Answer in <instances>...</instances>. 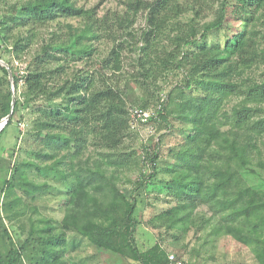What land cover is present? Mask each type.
<instances>
[{
    "label": "trees",
    "instance_id": "16d2710c",
    "mask_svg": "<svg viewBox=\"0 0 264 264\" xmlns=\"http://www.w3.org/2000/svg\"><path fill=\"white\" fill-rule=\"evenodd\" d=\"M124 4V15L117 16L114 20L118 29L106 19L96 21L89 15L88 10L78 7L75 0H25L18 4L19 12L33 20L34 28L59 19L82 18L85 21L80 27L68 25L72 31L68 44L59 46L52 40L54 43L42 46L33 55L26 74H13L12 84L16 89L21 81L24 82L23 105H30L41 98L51 101L61 98L67 102L62 109L46 110V115L36 119V133L50 148L44 156L50 160L54 159L57 156L55 151L68 147L74 150V157H77L90 135L105 143H113L112 141L118 142L132 132L130 107H117L125 101L127 84L115 85L105 80L106 70L111 71L112 75L124 70L125 42L115 43L102 66L93 74L82 70L69 74V61L64 55H70L73 59L92 57L96 48L90 40H86L88 36H91L92 40L100 39L99 30L103 29L111 30V33L121 31L131 35L130 28L134 23L132 18L145 12L150 30L142 35L143 46L137 45L133 50L139 51L136 61L140 77L136 80H151L163 73L180 70L186 75L184 86L179 88L191 90L196 86L201 93L199 97L183 102L177 113L181 120L192 125V133L187 135L186 154L181 158L183 169L173 180L176 184L174 195L182 204L174 208V215L177 217L167 226L172 228L173 224L190 219L198 207L209 202L216 193L218 195L222 192L225 196L217 199L223 213L218 226L222 227L223 222H227L225 229L228 233L249 242L253 236L246 234L243 226L249 220V214L255 211L257 200L249 195L248 188L238 186L242 179L236 170L231 169L229 159L232 158L229 157L232 154L240 168H244L255 154L261 153L259 145L264 137V81L243 78V75L252 66L264 64V0H124ZM7 5L8 0H0V7ZM210 14L213 18L206 21ZM243 15L249 16V21L242 22L240 30L226 41L224 48L198 45L207 39L211 32L226 30L231 18L241 21ZM182 18L187 19L183 21ZM260 22V29L252 27ZM1 25L3 30L0 32V39L6 50L20 48V44L28 40L13 33L15 26L9 20L3 21V24L1 21L0 27ZM27 46H30V43ZM0 60H3L1 56ZM55 62L57 63L54 64ZM1 69L8 74L4 67ZM101 79L102 83L99 84L98 80ZM229 95L244 96L246 102L234 108V125L222 132L215 124L216 109ZM171 97L172 92L168 98H162L163 102L162 99L158 102L161 103V110L159 121L156 123L169 124V116L173 113L168 107ZM87 100H90L93 108L89 124L82 122L83 116L78 107V104H84ZM13 101L15 106L20 103L15 100L10 90L5 93L0 91V123L10 114ZM74 103L77 105H73ZM134 106L138 105L131 107ZM142 107L149 108L148 105ZM13 111L15 113V109ZM11 124L10 118L6 127ZM4 131L2 130L0 135ZM215 147L218 150H213ZM144 149L142 162L150 167L145 179L154 178L160 157L158 144L154 148L145 146ZM207 151L210 155L217 152L225 161L218 164L209 159L208 168H212H203L204 172L200 173L198 167L201 168V163L207 160ZM18 172L19 170H16L14 174ZM205 173L208 174L206 179ZM75 177L72 209L68 216L70 219L67 218L63 222L66 230L75 231L88 238L98 249L119 254L129 252L133 259L142 260L144 264H165L167 254L158 246L141 253L135 245L137 221L134 213L137 202L133 198L134 192L129 195L120 192L122 205L114 204L110 207V212L116 214L112 223L95 221L100 217L95 213L101 212V205L91 191L102 190V183L94 186L93 183H98L97 177L100 180L106 177L99 167L86 168L84 175L76 174ZM7 184L10 185V181ZM112 185L114 187L115 183L112 182ZM231 189H236L234 197L228 196L231 195ZM91 207L93 210H90ZM91 212L95 216L88 215ZM108 213L103 212L102 215L107 219ZM83 214L87 216L85 219L89 216L92 219L81 224L79 220ZM259 219L260 221L254 224L253 231L264 230L263 215ZM230 221L235 223L231 224ZM64 237L65 233L62 232L58 238L61 240ZM28 245H31V242L26 241L21 246L13 247L6 256L0 253V264H24Z\"/></svg>",
    "mask_w": 264,
    "mask_h": 264
},
{
    "label": "rangeland",
    "instance_id": "374dc122",
    "mask_svg": "<svg viewBox=\"0 0 264 264\" xmlns=\"http://www.w3.org/2000/svg\"><path fill=\"white\" fill-rule=\"evenodd\" d=\"M22 1L25 0H8L7 6L0 7V23L9 20L15 26L13 31L15 35L28 38L23 42L24 45L20 44V48L7 50L2 46L0 39V56L3 58L0 60L2 62L0 91L5 93L10 90L15 100L20 102L14 106L12 124L5 127L3 129L5 131L0 135V253L6 256L11 248L29 241L31 245L27 246L24 264H144L142 260L133 259L129 252L119 254L98 249L88 238L75 231L66 230L63 226L64 220L70 219L68 216L72 209L76 174L84 175L86 168L99 167L106 178L100 180L97 177L98 183H93V186L102 183L104 187L100 191L91 192L100 202L99 210L109 213L107 219L102 215L103 212L95 213L96 216H100L95 221L112 223L116 214L110 212V207L114 204L122 205L120 192L126 195L134 192L133 198L137 202L134 213L137 221L134 240L141 253L158 246L166 254L175 253L184 258L187 264H264V230L253 231L254 224L260 221L259 217L261 215L264 217V137L259 145L261 153L255 154L246 167L240 168L232 154L229 157L232 158L229 159L231 169L236 170L242 179L238 186L248 188L249 195L257 200L255 211L249 214V220L243 226L245 233L253 236L249 242L228 233L225 229L227 222H223L222 227L218 226L223 213L217 199L225 196L222 192L218 195L216 193L209 202L198 207L190 219L173 224L172 228L167 226L177 217L174 215V208L182 204L174 195L176 184L173 180L183 169L181 158L186 154L187 135L192 133V125L181 120L177 113L183 102L199 97L201 93L196 86L191 90L179 88L184 86L186 75L180 70L163 73L151 80L144 81L142 78L136 80L140 77L136 61L139 51L133 50L137 45L143 46L142 35L150 30L145 12L132 18L134 23L130 28L131 35L123 34L121 31L111 33V30L103 29L99 30L100 39L92 40L91 36H88L86 40H90L96 48L92 57L73 59L70 55L64 56L69 61V74L81 70L93 74L102 66L113 45L118 41H124L126 45L123 56L124 70L115 75H112L111 71H105L107 74L105 80L110 83L121 86L127 84L125 101L117 107L125 109L131 108L132 105L157 107L158 102L162 98H168L172 92L168 102L169 110L173 112L169 116V124L152 123L151 126L131 129L132 132H129L127 137L118 142L114 140L113 143L108 141L105 143L90 135L77 157H74V150L68 147L55 151L57 156L54 159L50 160L44 156L50 148L36 133V119L46 115V110L62 109L67 102L61 98L54 101L41 98L30 105H23L24 82L21 81L16 89L12 84L8 67L12 75L23 76L37 50L54 42L59 46L68 44L72 33L68 25L80 27L85 21L82 18L59 19L34 28L33 20L26 18L17 8ZM75 2L78 7L88 10L89 15L96 21L106 19L115 29H118L114 24L115 18L123 16L126 10L124 0H75ZM212 18L210 14L206 21ZM186 19L182 18L183 21ZM244 21H249V16L243 15L241 21L231 18L226 30L211 32L207 39L198 45L224 48L226 41L240 30ZM260 26L261 22L252 27L260 29ZM2 30L3 25L0 32ZM28 43L30 46H27ZM1 67H4L8 74L3 72ZM96 77L100 79L99 76ZM246 77L258 82L264 81V64L249 68L243 75V78ZM101 81L102 79L98 80V83H102ZM245 102V97L238 95H229L223 99L216 109L217 128L222 132L232 128L233 110ZM91 106L90 100L78 104L83 116L82 122L85 124L90 123L93 109ZM156 144L160 156L157 162V175L145 179L150 167L149 164L142 162L145 155L144 147L154 148ZM213 150L218 148L215 147ZM205 157L207 160L201 163L203 166L198 167L200 173H203L204 169L212 168H208L209 159L218 164L225 161L217 152L210 155L207 151ZM16 170L19 172L14 174ZM207 173L204 174L205 179L208 177ZM9 181L10 185L7 184ZM112 182L115 183L114 187ZM238 186L235 183L236 189ZM236 189H231V195L228 196L234 197ZM90 210H93V207ZM88 215L94 214L91 212ZM86 217L85 214L80 215L82 219L79 222L83 224L86 220L92 219L91 216L85 219ZM62 232L65 233V237L60 240L58 237Z\"/></svg>",
    "mask_w": 264,
    "mask_h": 264
},
{
    "label": "built area",
    "instance_id": "2783aa9c",
    "mask_svg": "<svg viewBox=\"0 0 264 264\" xmlns=\"http://www.w3.org/2000/svg\"><path fill=\"white\" fill-rule=\"evenodd\" d=\"M160 110L161 103L157 107L151 108H143L142 106L131 107L129 109L131 129L139 128L140 126H151L152 123L158 122ZM165 264H187V262L175 253H169L167 254Z\"/></svg>",
    "mask_w": 264,
    "mask_h": 264
},
{
    "label": "water",
    "instance_id": "95a60500",
    "mask_svg": "<svg viewBox=\"0 0 264 264\" xmlns=\"http://www.w3.org/2000/svg\"><path fill=\"white\" fill-rule=\"evenodd\" d=\"M8 71H9L11 80H13V75H12L11 69L9 67H8ZM14 106H15V101H13V103H12V109H11L10 114L4 120H2V122L0 123V132L7 126L8 122H9V120L13 114Z\"/></svg>",
    "mask_w": 264,
    "mask_h": 264
}]
</instances>
